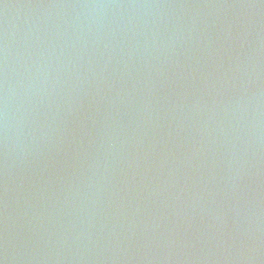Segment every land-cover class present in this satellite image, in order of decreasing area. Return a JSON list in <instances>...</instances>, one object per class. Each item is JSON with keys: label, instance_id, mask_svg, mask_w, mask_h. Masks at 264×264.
Instances as JSON below:
<instances>
[{"label": "water", "instance_id": "95a60500", "mask_svg": "<svg viewBox=\"0 0 264 264\" xmlns=\"http://www.w3.org/2000/svg\"><path fill=\"white\" fill-rule=\"evenodd\" d=\"M0 264H264V0H0Z\"/></svg>", "mask_w": 264, "mask_h": 264}]
</instances>
